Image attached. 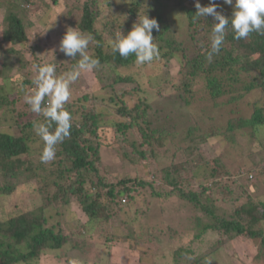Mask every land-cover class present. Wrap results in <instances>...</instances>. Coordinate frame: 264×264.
I'll return each mask as SVG.
<instances>
[{
	"label": "trees",
	"instance_id": "obj_1",
	"mask_svg": "<svg viewBox=\"0 0 264 264\" xmlns=\"http://www.w3.org/2000/svg\"><path fill=\"white\" fill-rule=\"evenodd\" d=\"M31 2L32 0L2 2L5 10L0 36V79L2 80L0 106L4 103L8 105L14 103V99H9L6 94L5 81L10 80V75L18 68V64L28 65L27 61L22 60L21 48L16 49L15 46L25 44L29 40L24 14ZM112 2L111 0H75L67 13L70 21L72 20L69 24L94 36L95 43L92 42L88 54L98 58L100 65L108 66L112 72L113 82L137 81L139 89L115 90L109 84L110 93H104V96L97 98L102 102L100 104H105L106 108L112 111L113 114L109 113L110 116H106L107 113L98 109L92 100L90 104H86L85 102L90 100L87 96H81L74 105L72 102L67 103L64 107L72 116L70 136L56 146L55 159L49 163L40 161L44 144L35 132V125L45 122L46 118L43 114L34 113L30 109L28 113L22 110L18 116H24L25 121L21 125L18 122L12 125L18 129L19 134L0 130V179L2 180L0 196L10 195L17 191L19 186L25 185L31 186L33 191L41 194L43 201L45 200V203L31 208H18L15 203L13 209L17 211L2 212L0 264H25L31 259L40 257L44 251H61V248L67 244L72 248L70 252L80 249L83 244L82 231L80 229L76 232L71 229L63 231L60 227L55 229V226L49 224L44 210L45 207L67 205L72 199L79 203L88 220L96 221L100 228H105L102 235L96 234V239L103 238L104 243L107 239L119 242L125 240L130 250L142 251L135 264H157L151 263L145 254L152 252L153 256H156L160 255V252L157 253L156 248L146 249L134 237L135 234L143 232L144 234L141 235L144 236L154 234L151 228H155L156 225L153 224L151 227L150 216L144 213V210H137L134 215L125 211L127 216H123L127 218L124 219L123 225L128 227V232L124 235L120 234L118 237L108 227L111 216L113 224L115 223L114 208L122 204L121 198L125 197L124 202L128 203L129 200L138 199L139 194L144 193L142 192L144 190H148L150 198L174 195L186 199L191 205L190 208L196 210L194 214L187 215V220L197 221L205 218L198 234L205 231L215 233L219 244L240 236L252 240L259 239V252H263L264 202L252 201L243 180L240 179L241 171L244 169L231 171L225 162V159L228 160L233 156L239 161V155H233L236 153L234 151L223 157L224 153L221 152V155L202 158L198 150L195 153L194 151L197 149L196 146L206 143L211 138L224 142L225 147L234 148L232 144L236 140L235 133L240 130L244 133L242 137L246 135L251 140L258 139L260 128L264 125V35L253 32L249 37L237 40L234 39V32L229 25L225 30V39L220 51L209 60L207 53L210 51L212 24L216 21L211 16L196 17L195 4L187 5L177 0H123L124 5L121 9L117 8L116 13L112 14L108 11L109 16L102 19L101 10L111 6ZM170 2L173 6L169 8ZM199 3L201 6H208L209 0H199ZM215 3L219 5L218 11H222L226 17H231V5L223 4V0H215ZM176 11L184 17H181L180 21L185 24L186 32L182 39L173 34L168 20ZM144 13L149 18H155L159 23L160 31L153 30L152 35L160 55L150 63L137 65L134 55L122 58L119 53L114 54L111 42L120 30L123 34H127L138 17ZM36 48L39 49L37 45H31L29 51L24 54L31 56L30 65L41 64L39 57L34 55ZM177 57L180 64L178 71L180 83L179 86L174 85L180 90L178 95L181 97H164L163 101L174 104L175 106L173 108L170 106V109L175 112L177 100L183 101L186 105L191 104L196 100L195 83L201 79L205 92L202 98L204 102H209L210 107L200 109L199 112L205 113L200 119L189 118L188 113L183 114L189 119L183 126V137H186L183 141L184 145H187L184 150L186 152L189 149V158L186 161L169 164L165 162L158 167L160 164L157 160L158 155L166 150L168 142L165 132L155 130L157 128H153L148 119L149 113L154 108L152 102L157 93L154 90L148 95L147 88L144 91L141 80L143 78L151 82L152 75L157 71L159 75L157 74L156 77L160 79L161 66ZM76 62L71 60L69 70ZM163 74L165 77V72ZM168 82L164 84V88ZM155 83L152 81L153 85ZM239 101H244L243 110L237 109ZM225 104L230 105L227 106L226 111L218 113L217 117L206 114L208 108H221ZM166 113L165 116L174 118L175 113L169 110ZM102 122L110 128L112 141L115 143L114 150L129 161V164L152 163L156 166L152 177H147L145 174L141 178L132 172L131 176L123 175L114 181L111 177L110 180L100 176L98 167L103 140L99 137L100 133L104 132ZM54 127L55 125L53 129ZM134 132H136L135 137L131 138ZM36 142L40 143L37 147L39 157L37 160H32L31 147ZM234 144L238 145L237 142ZM22 156H26L24 161L20 160ZM251 161L253 162V158ZM258 163L254 162L253 167L246 168V171L252 175L254 171L264 172V167L260 168L261 163H264L263 159L260 160V165ZM23 168H30L32 172L25 179L19 175V170ZM158 172L164 183L169 186L167 191L156 189ZM246 174L247 177L250 176L249 173ZM190 183L193 187L188 190ZM241 198L244 199L229 215L221 211V201L233 203ZM102 224H107V228L102 227ZM153 239L155 240V235ZM155 243L157 246L158 241ZM193 258L192 262L186 263L179 261L175 256L172 264H210L209 259L204 258L203 262L199 263L196 257ZM71 261L72 258L66 257V264H71Z\"/></svg>",
	"mask_w": 264,
	"mask_h": 264
},
{
	"label": "rangeland",
	"instance_id": "obj_2",
	"mask_svg": "<svg viewBox=\"0 0 264 264\" xmlns=\"http://www.w3.org/2000/svg\"><path fill=\"white\" fill-rule=\"evenodd\" d=\"M3 1L9 2V0H0V36L3 29L2 17L5 10L4 4L2 3ZM54 1L55 0H32L31 4L28 5L29 8L24 14L26 24L28 25L29 40L25 44L16 45L15 48H21L23 51L22 60L27 61L28 65L19 66L18 64V68L10 75V80L5 81V89H7L6 94H8L9 99H14V103L9 105L4 103L0 106V130L19 134L18 129L12 125L16 122L21 125L25 121V117L18 116V113L22 110L28 113L30 109V106L24 102V96L29 93L31 94L34 87L32 85V80L35 78L36 72L32 68V65L29 64L31 56H24V54L29 51L31 45H37L39 47V49L36 48L34 55L39 57V61L42 65L45 63L56 64L58 75L72 70H69L71 58L59 52L58 45L66 29L69 27L75 28L74 25L69 24L72 20L70 21L67 16L68 11L72 8L71 4L74 3L75 0ZM111 1H113L111 6H107V8L101 10V12H103L101 14L102 19L109 16L107 13L108 11H110L111 14L116 13V9L118 8L119 10L124 5L123 0ZM177 1H181L187 5L194 4V0ZM169 4V8L173 6L172 2ZM178 13L177 11L172 13L168 20L171 23L170 26L173 34L182 39L186 33L185 24L180 22L183 14L181 15L180 12ZM4 45L6 46L7 44ZM92 45L93 43L90 42L87 50L88 52L91 50ZM178 60L179 57L170 59L167 61L166 65L161 66L160 74L162 76L160 75V79L156 77L158 74L157 71L152 75L151 82L143 78L141 80L144 91L147 88L148 95L150 91L154 90L157 93V96L152 102L154 108L149 113L148 119L153 128H157L155 130H162L165 132L166 142H168L166 150L158 155L159 158L157 160L160 162L159 166L157 165L158 167L165 162L169 164L172 162L186 161L189 158V149L185 152L184 149L185 147L187 148V145H184L183 141V139H186V137H183V126L189 121L187 116L193 119H200L203 115L205 116V113L199 112L200 109L210 107L209 102H204L202 98L205 92L203 91V81L201 79H198L195 83L194 89L195 91L197 90L195 93L196 100L194 101L192 99L193 102L191 104L186 105L183 101L177 100V108H174L176 109L175 112L170 109V106L171 108L175 106L174 104L169 103V101H163L164 97H178V94H180V90L174 85L176 84L179 86L180 83V76L178 75L180 64ZM162 72H165V77H163L164 74ZM112 79V72L106 65H100L97 70L92 72L81 73L79 79L70 86L71 96L67 103L72 102L74 105L81 96H87L90 97V100L85 102L86 104H90L92 100L98 109L103 113H107L106 116H110L109 113H112V111L107 109L105 104H100L102 102L98 101L99 99L97 98L98 96H104V93H110V89H108L110 87L109 84L115 90L137 89L139 86L137 81L115 83ZM25 80H27L30 85L28 82L24 83ZM152 81L156 82L155 85L152 84ZM167 82L168 84L164 88V84L166 85ZM1 83L2 80L0 79V84ZM223 99L225 100L226 97ZM229 105L230 104H225L221 108H208L206 114L215 118L218 116V113L226 111ZM243 105L244 101H239L237 109L240 110L241 108L243 110ZM164 109H167V111ZM168 110L175 113L173 114L174 118L165 116ZM186 113H188V115L184 116L183 114ZM102 127H104L102 130L104 132L100 133L99 137L103 140L98 167L100 176H105L109 179L111 177L114 181L123 175L131 176L132 172H134L132 174H137L141 178H143L145 174L147 177H152V174L156 171V166L152 163H142L140 165L129 164V161L124 159L118 151L116 152L114 150L113 145L115 143L112 141L110 128H107L108 126L104 122H102ZM260 129L259 140H251L246 135L242 137L244 133L240 130L235 133L236 140L234 143L237 142L238 145L233 143L235 145L232 144L234 148L230 149L229 147H225L224 142L219 141L217 138H211L206 143H200L196 146L197 149H195L194 153L198 150L202 158H210L221 155V152L224 153L222 156L225 157L227 154L236 151L233 155L238 154L239 161L234 159L233 156L232 158H228V160L225 159V162L231 171L239 168H241L239 171L242 169L246 171V168L253 167L252 164L254 162H259V165L261 159H263L264 162V125L263 127L261 126ZM135 134L136 132L132 134L131 138H134ZM39 145L40 143L36 142L31 147L30 155L32 160H37V157H39V148H37ZM126 149L130 151L128 147H126ZM251 158H253V162ZM25 159L26 156L20 158L21 161ZM261 164L262 166H260V168H263L264 163ZM244 170L241 171L242 177L240 179L243 180L251 199H253L252 201L264 202V172L256 173L254 171L252 175L250 172H244ZM19 171L20 177L24 179L28 174H32L30 168H23ZM246 173H249L251 177H247ZM180 176H182V174H180ZM0 182H2L1 179ZM155 184L157 187L156 189L159 191H167L169 189L168 184L164 183L159 172L158 180ZM192 187L193 184L190 183L187 189L189 190ZM142 192L144 193L139 194L138 199L129 200L128 203L124 202L125 200H123V197L121 198L120 202H122V204L114 208L115 212L113 217L115 218V223L113 224L114 221L111 216L108 227L110 231L114 232L118 237L120 234L124 235V233L128 232V227L123 225L124 219L127 218L125 211L134 215L135 211L144 210V213L150 216L151 227L153 224L156 225L155 228H151L154 234L152 233L150 236H144L141 235L144 234L143 232L135 234L134 237L137 242H141L140 245H143L146 249L156 248V251L158 250L157 253L160 252V255L156 256H153L152 252H147L145 254L151 263L172 264L173 257L176 256L179 261L186 263L192 262L191 259L196 257L199 263L203 262L205 258L210 260V264H264V251L261 253L259 252V239L252 240L240 236L233 237L219 244L216 241L218 236L215 233L205 231L198 234V231L204 225L205 218L197 221L195 219L187 220V215L190 216L194 214L196 210L190 208L191 205L186 202V199L174 195L164 198H150L148 190ZM243 199L241 198L233 203H223L221 201L222 206L220 209L221 211L227 212L226 214L229 215V213L233 211L232 209L238 206ZM15 203L18 208H31L45 203V200L43 201L42 195L33 191L31 186L21 185L14 193L0 196V216L2 212L17 211L13 209L15 208L13 206ZM11 208L13 210H10ZM44 210L50 222L49 224L55 226V229L60 227L63 231H69L71 229L73 232L80 229L82 231L81 235L83 238L81 240H83V244L80 249L72 252L69 251L72 249L69 244L62 247L61 251H44L40 257L31 259L25 264H66V257L72 258V261H79L80 264H135L139 258L138 256L141 255L142 251L138 249L130 250L125 240L119 242L107 239L106 243H104L103 238H101L102 240L96 239V234L101 233L102 235L103 229L105 228H100L96 221L93 222L88 220L75 199H72L67 205L45 207ZM141 218L139 214V219ZM106 225L107 224H102L101 226L106 227ZM160 228H162V231H160ZM153 235H155V240L153 239ZM157 241L158 243L156 246L155 242ZM75 246H77L76 242ZM258 253L260 254L258 255Z\"/></svg>",
	"mask_w": 264,
	"mask_h": 264
},
{
	"label": "clouds",
	"instance_id": "obj_3",
	"mask_svg": "<svg viewBox=\"0 0 264 264\" xmlns=\"http://www.w3.org/2000/svg\"><path fill=\"white\" fill-rule=\"evenodd\" d=\"M194 4L197 9L196 17L211 16L216 21L212 24L210 51L207 53L209 60L220 51L229 25L237 40L247 38L253 32L264 35V0H223V4L232 6L230 18L217 10L219 5L215 0H209L208 6H201L199 0H194ZM153 30L160 31L158 21L144 13L127 34H123L121 30L117 33L111 42L113 53H119L122 58L134 55L137 65L158 59L160 51L154 43ZM90 42L95 43L91 33L85 34L76 27H69L60 39L58 51L71 58L70 60L77 61L72 70L57 75L55 63L32 65L36 72L32 80L34 87L31 94L24 96V102L32 112L43 114L46 118L45 122L35 125V132L44 144L40 154L42 163L53 161L56 146L70 136L72 116L64 107L71 96L70 86L79 79L81 73L92 72L100 67L99 59L88 54ZM71 264L80 262L73 260Z\"/></svg>",
	"mask_w": 264,
	"mask_h": 264
},
{
	"label": "built area",
	"instance_id": "obj_4",
	"mask_svg": "<svg viewBox=\"0 0 264 264\" xmlns=\"http://www.w3.org/2000/svg\"><path fill=\"white\" fill-rule=\"evenodd\" d=\"M123 200H125V198H123Z\"/></svg>",
	"mask_w": 264,
	"mask_h": 264
}]
</instances>
